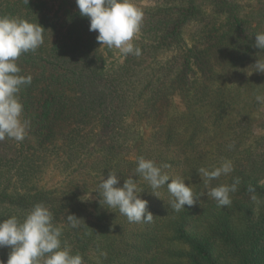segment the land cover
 Here are the masks:
<instances>
[{
  "label": "trees",
  "instance_id": "1",
  "mask_svg": "<svg viewBox=\"0 0 264 264\" xmlns=\"http://www.w3.org/2000/svg\"><path fill=\"white\" fill-rule=\"evenodd\" d=\"M151 1L135 2L141 55L118 56L75 0H0V15L45 29L44 43L17 60L32 76L19 93L30 125L0 149V220L44 203L84 264H264V72L254 68L264 60L254 47L264 0ZM140 156L169 164L162 172L191 184L197 203L175 212L167 185L156 197L134 172ZM222 159L234 171L206 186L197 170ZM48 168L61 178L45 187ZM110 171L119 186L133 177L144 189L151 222L101 205L95 191ZM236 177L231 205L218 207L209 190ZM69 214L81 219L76 228ZM10 251L0 248L4 264Z\"/></svg>",
  "mask_w": 264,
  "mask_h": 264
},
{
  "label": "clouds",
  "instance_id": "2",
  "mask_svg": "<svg viewBox=\"0 0 264 264\" xmlns=\"http://www.w3.org/2000/svg\"><path fill=\"white\" fill-rule=\"evenodd\" d=\"M28 3V0H25ZM80 15L90 20V31L98 32L97 41L109 49H117L123 56H140L141 49L134 43L144 19V11L135 0H75ZM45 29L38 22L25 18L0 15V141L5 139L22 142L27 134L30 121L22 120L23 104L20 102L21 89L32 82L31 75H21L17 60L22 54L35 52L44 43ZM254 47L264 50V32L255 34ZM255 71L264 72V60L258 58ZM256 101L264 105V95H257ZM231 147V146H230ZM170 167L164 163L157 165L155 160L144 156L137 158L135 174L142 177L158 198L157 189L167 185L172 200L169 206L180 212L185 205L191 207L199 196L186 185L185 179H171L162 172ZM234 171L229 159H222L219 166L201 167L197 170L207 186L212 180L227 176ZM120 177L110 171L105 179L101 177L95 191L101 197V205L106 209H118L130 223L151 222L153 213L148 210V201L140 194L144 189L138 187L133 177L124 180L119 186ZM239 177L231 184H221L209 190L208 195L217 202L218 207L232 203L231 194L238 191ZM249 192L255 193L252 186ZM88 199V198H87ZM82 199V200H87ZM255 200L256 196L253 195ZM81 219L74 214L67 215L68 224L76 228ZM51 210L44 203H36L21 220L11 215L0 220V248L10 247L6 264H84L81 253H73L66 241L62 242V227L54 224ZM106 256V253H102ZM4 264V261H0Z\"/></svg>",
  "mask_w": 264,
  "mask_h": 264
},
{
  "label": "rangeland",
  "instance_id": "3",
  "mask_svg": "<svg viewBox=\"0 0 264 264\" xmlns=\"http://www.w3.org/2000/svg\"><path fill=\"white\" fill-rule=\"evenodd\" d=\"M135 2L140 3L141 5H152L151 0H135ZM115 53L118 56L120 54L117 49ZM174 101L180 104V100L178 97H174ZM6 142H7V139H5L4 141H0V149L4 147V144H6ZM60 178L61 176L58 170L56 171V170H53V168H48L45 170L43 174H40L39 181H40V185H44L45 187H50L52 185H55ZM88 197H90V195H88Z\"/></svg>",
  "mask_w": 264,
  "mask_h": 264
}]
</instances>
